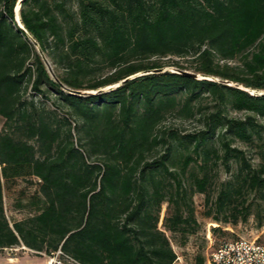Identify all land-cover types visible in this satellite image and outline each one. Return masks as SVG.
I'll return each mask as SVG.
<instances>
[{
  "label": "trees",
  "instance_id": "obj_1",
  "mask_svg": "<svg viewBox=\"0 0 264 264\" xmlns=\"http://www.w3.org/2000/svg\"><path fill=\"white\" fill-rule=\"evenodd\" d=\"M16 2L0 0V250L174 264L166 233L181 247L199 231L195 193L205 217L264 225V0H22L24 29ZM166 66L255 94L171 71L70 92ZM219 166L229 176L216 184ZM19 178L38 192L10 223L3 185Z\"/></svg>",
  "mask_w": 264,
  "mask_h": 264
},
{
  "label": "rangeland",
  "instance_id": "obj_2",
  "mask_svg": "<svg viewBox=\"0 0 264 264\" xmlns=\"http://www.w3.org/2000/svg\"><path fill=\"white\" fill-rule=\"evenodd\" d=\"M228 114L239 118L244 115V113L234 111H229ZM256 120L259 124H264V119L257 118ZM1 125L2 119L0 118V128ZM198 126L199 125L194 121L182 123V128L186 131H193L197 129ZM236 146L246 150L247 157L251 158L253 164L262 162L258 156V148L256 146H244L241 143H236ZM191 168H193V165ZM228 176L229 173L225 172L224 169L219 166L216 169V184L227 179ZM38 184L36 178H19L14 180L10 185H5L4 203L7 208L8 218L11 221L17 218L22 219L28 215L26 209H17V200H22L21 204H24L28 199L36 195L38 192ZM193 205L195 217L200 225L199 231L189 236L187 243L181 247L175 243L169 233H166L171 238L173 250L177 255L174 264H197V258L199 256H202L204 260H206L209 251L224 240H233L241 237L248 239L257 238L260 242H264V225H262V227H257L254 216H250L245 222H238L236 224L221 223L214 221L211 217L204 216L206 207L203 195L195 193L193 195ZM165 211L166 204H163L161 207L160 222L158 223V227L160 228ZM262 215H264V212H262ZM216 227L219 228V230L212 232V229ZM49 257L50 255L38 253L22 245L0 250V264H47Z\"/></svg>",
  "mask_w": 264,
  "mask_h": 264
},
{
  "label": "built area",
  "instance_id": "obj_3",
  "mask_svg": "<svg viewBox=\"0 0 264 264\" xmlns=\"http://www.w3.org/2000/svg\"><path fill=\"white\" fill-rule=\"evenodd\" d=\"M61 255L56 251L47 264H61ZM205 264H264V242L241 237L221 241L209 251Z\"/></svg>",
  "mask_w": 264,
  "mask_h": 264
},
{
  "label": "water",
  "instance_id": "obj_4",
  "mask_svg": "<svg viewBox=\"0 0 264 264\" xmlns=\"http://www.w3.org/2000/svg\"><path fill=\"white\" fill-rule=\"evenodd\" d=\"M21 3H22V0H17V2L15 4V8H14V14H15V20H16L17 24L19 25V27L21 29H24L23 26L20 23V17H19V8L21 6ZM28 39L34 45L35 49L37 50V53L41 56L45 66L47 67L48 72L50 73V69H49L47 60L44 57V55L42 54V51H41L40 47L38 46L36 41L30 35H28ZM165 71H171V72H175V73H180V74L187 75V76H190V77L195 78V79H203V80H208V81H211V82L220 83V84H223V85H226V86H231V87L238 88V89L243 90L245 92H249L250 94H255L254 90H250L248 87H245V86H243L241 84H238V83H235V82H232V81H229V80H223V79H220V78H217V77H213V76L205 77V76H202L200 74H196V73H193V72H190V71H186V70H180V69H177V68L172 67V66H166V67H162V68H158V69H153V70H149V71H145V72H140V73H137V74H134L132 76H129V77L125 78L124 80L118 82L117 84H114L112 86H107V87H104V88H100V89L95 90V91L83 90V91H70V92L73 93V94H78V95H86V94L98 93V92H101V91H104V90L111 89V88H113L115 86H118V85L122 84L123 82H125V81H127L129 79H132V78L140 76V75H144V74H147V73H160V72H165ZM257 94L258 95H264V91L257 92Z\"/></svg>",
  "mask_w": 264,
  "mask_h": 264
},
{
  "label": "crops",
  "instance_id": "obj_5",
  "mask_svg": "<svg viewBox=\"0 0 264 264\" xmlns=\"http://www.w3.org/2000/svg\"><path fill=\"white\" fill-rule=\"evenodd\" d=\"M3 200L5 201V186L3 185ZM9 208H10V206H9ZM4 209H5V214H6V216H7V218H8V215H7V208H6V205H5V203H4ZM18 209V208H17ZM20 210H22V209H20ZM21 218H17V219H12V221L8 218V220H9V222L11 223V222H13V221H15V220H20Z\"/></svg>",
  "mask_w": 264,
  "mask_h": 264
}]
</instances>
